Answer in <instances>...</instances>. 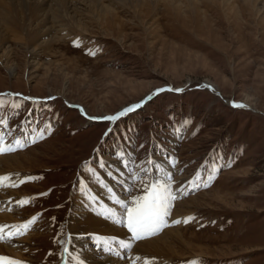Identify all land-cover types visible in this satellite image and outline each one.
I'll return each instance as SVG.
<instances>
[{"label": "rangeland", "instance_id": "374dc122", "mask_svg": "<svg viewBox=\"0 0 264 264\" xmlns=\"http://www.w3.org/2000/svg\"><path fill=\"white\" fill-rule=\"evenodd\" d=\"M82 2L88 33L59 38L40 66L30 69L12 34L0 51V157L23 154L0 174L18 180L0 187V212L20 218L0 228V245L14 249L4 264L21 248L26 264H104L71 219L107 198L124 212L113 224L124 234L103 242L157 237L136 242L115 200L131 208L153 185L171 194L158 236L176 228L183 238L173 251L185 256L168 264H264V0H105L116 13L108 26ZM134 247L129 264H145Z\"/></svg>", "mask_w": 264, "mask_h": 264}, {"label": "bare ground", "instance_id": "6f19581e", "mask_svg": "<svg viewBox=\"0 0 264 264\" xmlns=\"http://www.w3.org/2000/svg\"><path fill=\"white\" fill-rule=\"evenodd\" d=\"M79 1H83L84 4L85 2L91 3L90 6L92 8H95L94 11L91 12V14L92 13L95 14L93 17H95L94 18L95 21L98 24H101V26L102 25L108 26L110 24L113 25L115 23V19H116L115 16L116 13L114 11L115 9L112 8L111 5L110 6L104 5L105 0H0V51L4 49V47L8 42V39L10 38V35L12 34L15 39H18L26 43V48L28 49L27 53H29L31 58L29 59L30 61L28 62V66L30 67V69L31 68L34 69L36 66L41 64L39 60H37L39 58V55L44 53V51H52L53 43L58 42L59 38L62 39L63 37H66L68 32L73 33L75 32V30H78L81 33L82 32L88 33L87 30L89 26H87V24L83 22L84 20L83 18L85 17L83 16V13H81L83 11H80L79 8L81 7H77L76 4ZM117 1H121L123 3L125 2V0H113V2L115 3H117ZM83 2L81 4H83ZM88 20H90V23H92L91 22L92 20L90 18ZM86 22L88 23L89 21ZM57 26H59V31L57 30L56 33L59 32V34L58 35L55 34V36H53L52 34H54V30L56 29ZM3 54H5L4 51ZM6 54H8L7 56L8 58L10 53H6ZM2 61L5 62L6 60H4L3 58ZM21 154H9V155L1 156L0 164H3L4 167L3 165L2 166L0 165V174H3L2 172H6V171L10 172L11 169L8 170V167L10 168L15 167V165L11 163L12 162L11 160L17 161L18 159L17 155L19 156ZM15 171L18 172L21 170L16 169ZM1 176L3 177V175ZM8 180L9 179L6 180L0 179V187L4 185H9V186L14 185L16 183L17 178L14 179V181H12L11 183H7L9 182ZM128 182L129 180H125L124 183L128 184ZM10 194L17 195L18 192L12 190L10 191ZM118 198L119 197L117 196L115 199L117 202H118ZM83 199L85 198L83 197ZM119 200L123 201V198H119ZM112 208H113L112 200L108 198L104 199L102 201L100 210L98 212L96 210L95 212H92L93 210L91 211L88 208L87 212H81V213H77L76 215H73L71 219L73 221H71L72 222L71 224L73 225L75 224L74 219L77 222V224L72 228L74 230L75 228H78L77 231L78 233L82 232L83 235L82 237H84L87 234H92V236L96 239L95 240L96 245L100 246L101 242H103V238L105 237L107 238L114 235L116 231H119V234L120 233L124 234V231H122L123 227L121 229V228H117L116 225H113L114 223H118L119 221L118 218L121 217L124 212L122 213L121 209H116V208L112 209ZM6 212L7 211H5V213ZM5 213L3 214L2 212H0V228H2L3 230L6 229L7 227L5 223L13 224V222H17L18 219H20L18 218V216L15 217L13 213H9V212L8 214ZM85 225L87 227H85ZM178 232L179 229L170 228L165 230L164 234L161 236H157L152 239H147L145 241H142L138 243V245H136L135 247L132 244L131 245L132 247H134L135 250L134 253L137 252L138 256H140L139 254L141 255L147 254L143 256L147 257L146 261L149 264L150 262H152V260H149L148 258L158 259L157 263L160 264L164 262L168 264L170 260H172V258H181L185 256V254L184 255L175 254L174 253L175 251H173L174 244L181 243L183 240V238L180 235H178L179 234ZM3 235L4 233L0 232V236ZM5 235L8 236V233H5ZM28 240H29L28 238L24 239L25 242H27ZM110 241L111 239L109 240V242ZM17 242H20V240ZM82 242H84V239L82 240ZM9 249L11 251L14 250L10 246L0 245V252H1L0 254L8 253L7 251ZM25 249L26 248H21V250L15 253V255L21 257L22 260L20 259L19 261L25 262V259L22 258ZM11 253L13 252H10V255ZM134 253L133 255L135 257L136 254ZM123 255L125 256L124 258H119V257L114 258L109 256L107 259L102 261L104 262V264H129V258H127L129 257V255L128 256L126 254ZM73 256H76L79 260H81L80 258L82 255H73ZM130 257L132 259L133 256L130 255ZM91 259H93V257H91ZM6 260L7 258L3 260V264L6 263ZM11 260H17V259L12 258ZM90 263L97 264L100 262L93 259L90 261Z\"/></svg>", "mask_w": 264, "mask_h": 264}, {"label": "snow or ice", "instance_id": "6c2138e0", "mask_svg": "<svg viewBox=\"0 0 264 264\" xmlns=\"http://www.w3.org/2000/svg\"><path fill=\"white\" fill-rule=\"evenodd\" d=\"M162 90L163 89H160L158 91ZM176 91L180 90L177 89ZM142 103L143 101L141 102V104L134 105L128 109H124L116 116L103 117V119L114 121L120 116L126 115L129 111H134L136 108L141 107ZM234 106L244 107L243 104L235 103ZM32 142L35 141L33 140ZM0 143H2V139H0ZM17 143H19V141H17ZM2 151L3 148H0V152ZM125 167H127V164H125ZM145 174H147L146 170ZM132 187H135V180ZM132 187L128 189L129 194H131ZM145 193L146 194L144 196H136L133 198L132 204L134 206L131 208L127 207L126 200L121 201L118 198L120 207L126 210V226L128 230L133 234V238H139L143 233L154 232L161 225V223H163L164 218L169 214L168 200L171 194L167 191L166 187L163 190H157L156 186L153 185L151 188H145ZM184 222L187 223L188 221L185 220ZM3 260L4 258L0 257V264H3ZM9 264H26V262L19 260H10ZM79 264H85V261L80 260ZM145 264H147V261L145 262Z\"/></svg>", "mask_w": 264, "mask_h": 264}]
</instances>
